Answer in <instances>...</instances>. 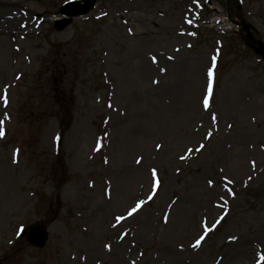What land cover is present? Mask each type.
<instances>
[{
	"label": "rangeland",
	"instance_id": "1",
	"mask_svg": "<svg viewBox=\"0 0 264 264\" xmlns=\"http://www.w3.org/2000/svg\"><path fill=\"white\" fill-rule=\"evenodd\" d=\"M69 1L0 0V88L9 99L6 108L0 101V119L9 117L0 137V263L257 264L264 58L229 11L264 41V0H98L60 21ZM153 168L156 195L111 227L147 199ZM221 216L192 248L202 223ZM39 220L49 238L35 248L20 231Z\"/></svg>",
	"mask_w": 264,
	"mask_h": 264
},
{
	"label": "snow or ice",
	"instance_id": "2",
	"mask_svg": "<svg viewBox=\"0 0 264 264\" xmlns=\"http://www.w3.org/2000/svg\"><path fill=\"white\" fill-rule=\"evenodd\" d=\"M193 3L196 4L197 3V0H193ZM189 24L192 23L191 20H188L187 21ZM129 32H131V30H129ZM189 47H191V45H189ZM176 51H179V49H176ZM169 60H172L174 59V57H171L169 56L168 57ZM152 62L153 63H156V58L155 57H152ZM211 63H212V67H210L207 71V75H208V78H209V85H208V95L206 97H204L203 99V107L205 110H207L209 108V100H210V97H211V93H212V86H211V81H212V78H213V75H214V69H215V66H216V56H213L211 58ZM161 71H166V69H161ZM20 77L17 76L16 79H19ZM153 83H156L158 84L159 81L157 80H154ZM0 101H2L3 103V106L6 108L9 104V99H8V92H7V88L3 89L2 91V94H0ZM109 107H111V105H109ZM6 119H9V117H7V115L5 114V117L4 119H0V137H2L4 135V132L2 130V126L5 122ZM217 119V117L215 115L212 116V121L215 122ZM254 119V118H253ZM229 128H231V125H228ZM212 137V133L211 132H208L206 134V136L204 137V139H210ZM157 147H160L159 145ZM205 145L203 143H200L198 147H196L195 149L193 148H188L187 149V153L189 155H191L194 151L195 152H200L204 149ZM180 160H185L187 159V156L185 155H181L180 157ZM137 163H140V160H137L136 161ZM105 163H107V160H105ZM255 161L252 162V168L253 170L255 169ZM151 179H152V189H151V193L148 195L147 199L146 200H138L137 202H135L134 206L130 207L128 210H127V213L126 215H117L114 217V220H115V223H113L111 225V227L113 228H116L118 227L122 222L126 221L128 218L130 217H133L136 213H138L142 207L148 203L149 201H151L153 199V197L156 195L157 193V189L159 188L160 186V180L158 178V174H157V170L155 168L151 169ZM226 179V190H227V193L228 195H231L233 198L235 197V192L232 191L230 188H227V185H230L233 183L232 180H228L227 178ZM252 179L251 176L248 177V181H250ZM213 184V181L212 180H209L208 181V185L211 187ZM245 187H247V182H245ZM221 199H223V197H221ZM227 204V201L225 200L224 201V204L222 205H217V207H221L223 208L224 205ZM224 219V216H221L219 219H217L212 226H208L207 224V221L205 220L203 223H202V235H200L196 240H195V243L191 244L190 246L192 248H199L201 245H202V242L205 240L206 236L212 232L215 227ZM164 222L167 223L168 222V217L165 216L164 217ZM127 232H124L122 235L119 236V239L123 240L126 236H127ZM230 240H235L237 239L236 237H230L229 238ZM106 248H108V250L110 251L111 250V246L110 245H105ZM142 255V254H141ZM260 262H264V255H261L259 257V261H257V264H260ZM132 264H136V261H132Z\"/></svg>",
	"mask_w": 264,
	"mask_h": 264
},
{
	"label": "water",
	"instance_id": "3",
	"mask_svg": "<svg viewBox=\"0 0 264 264\" xmlns=\"http://www.w3.org/2000/svg\"><path fill=\"white\" fill-rule=\"evenodd\" d=\"M86 3H85V6L84 7H81L80 10L78 11H74L73 13L70 12V8L73 7L74 5H80V1H77L74 3H70L68 4L64 9H66V13L67 14H85L86 12H88L90 9H92L94 6H95V2L96 0H84ZM235 1V0H234ZM72 9V8H71ZM70 20H66L65 23H69ZM239 25L241 24L242 25V33L244 32V30H246L248 33L246 35L243 34L244 38H245V41H247V43L251 46H254L255 47V50L262 54L264 56V43L263 42H258L257 45L254 44V41H253V35L252 33L250 32L249 30V26L245 23L244 20H242L241 22L238 23ZM24 233L25 235L29 238V240L34 244V245H37V246H42L44 245L46 239H47V232L44 228V225L39 222V223H35V224H32V225H29V227L24 230Z\"/></svg>",
	"mask_w": 264,
	"mask_h": 264
},
{
	"label": "bare ground",
	"instance_id": "4",
	"mask_svg": "<svg viewBox=\"0 0 264 264\" xmlns=\"http://www.w3.org/2000/svg\"><path fill=\"white\" fill-rule=\"evenodd\" d=\"M3 89H5V88L4 87L0 88V94H2Z\"/></svg>",
	"mask_w": 264,
	"mask_h": 264
}]
</instances>
